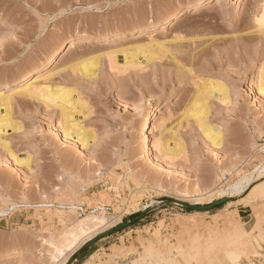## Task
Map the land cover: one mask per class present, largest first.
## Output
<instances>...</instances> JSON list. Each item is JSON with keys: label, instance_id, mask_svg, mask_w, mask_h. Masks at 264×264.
Wrapping results in <instances>:
<instances>
[{"label": "rangeland", "instance_id": "1", "mask_svg": "<svg viewBox=\"0 0 264 264\" xmlns=\"http://www.w3.org/2000/svg\"><path fill=\"white\" fill-rule=\"evenodd\" d=\"M197 1L203 3L195 8ZM204 1L0 0V92L68 39L74 47L68 44L38 74L50 76L51 86L79 93L85 117H74L93 136L87 147L74 137L64 142L57 109L14 98L10 115L18 126L6 129L7 144L0 147V264H56L52 255L62 233L88 214L127 224L109 233L97 229L83 252L68 254L66 264H203L194 257L198 247L188 258L183 248L212 232L226 234L223 242H230L242 264H264V174L251 183L259 186L254 192L216 195L264 158V97L257 92L264 40L253 22L261 0ZM178 9L179 16L162 26L164 16ZM176 34L180 44L172 41ZM148 35L171 40L168 48L179 47L183 57L204 53L192 78L166 58L146 65L140 56L147 67L139 70L122 66L118 53V69L110 66L104 53L142 44ZM80 37L96 41L77 42ZM96 57L95 73L85 76L80 61ZM207 79L223 83L229 93L227 102L213 98L208 104L206 121L221 132L219 146L208 142L192 118L182 117L196 94L195 81ZM140 114L155 133L150 142L162 123V140L171 147L183 143V152L159 159L151 147L144 155ZM174 199L219 203L202 211ZM59 202L66 222L58 216ZM70 204L76 212H68ZM146 242L162 250L158 258L145 257ZM113 248L122 251L113 254ZM216 255L227 263L222 250Z\"/></svg>", "mask_w": 264, "mask_h": 264}, {"label": "bare ground", "instance_id": "2", "mask_svg": "<svg viewBox=\"0 0 264 264\" xmlns=\"http://www.w3.org/2000/svg\"><path fill=\"white\" fill-rule=\"evenodd\" d=\"M202 3L203 2L201 1H197L195 2V4H192V5L196 8ZM259 4H260V10H259L260 14L256 13V16L253 17L254 19L253 22L256 23V28H257V30H255L254 28V30L256 31V33H259L260 37L264 40V0H261ZM180 12H181V9H178L176 12L167 14L166 16H164L163 18L164 21H163V24L161 25L164 26L165 24L170 23V21H172L174 18L179 16ZM2 18L3 16L0 14V19ZM137 33L138 35L136 37H139V36L142 37L143 35H145V34H139L143 32H137ZM246 34L245 36L249 35V34L248 35ZM173 35L171 36L172 41H177V43L178 41H182V38L180 36H177L176 34L173 37ZM251 36L252 34L246 38H250ZM118 38H114V36H112V40H115V39L117 40ZM93 40L95 39L91 37H86V38L80 37V40H78L77 42H90ZM105 41H106V38H105ZM169 41L171 40H159L153 35H148L147 41L142 44H137V45H134L133 47H130V46L126 48L121 47V49L116 48V50L108 49L110 51L104 54L106 55V57H108V63L110 64V66L111 67L115 66L114 68H116V64H118V61L116 62L115 58L119 53L120 55H123L122 57L123 65L122 63L121 64L119 63V66L122 65L126 68L137 67L139 70H142L145 68V66L148 63L154 60H161L162 58H166L178 70L191 74V71H192L191 69L193 65L204 53L196 52L193 54H188L185 57H183L182 55L178 54L180 52L179 47L178 48L173 47L175 50H172L173 48L172 49L168 48L169 47L168 45L170 43ZM173 43L176 44V42H173ZM68 44H70L69 47H74L72 41L68 39L60 40L57 44H55L54 46L50 48V50L48 51L49 54L42 60V62H40V64L34 66L31 70H28L24 74L20 82H18L15 85L5 88L6 90L4 92H0V107H2L3 108L2 110L4 111L3 115H0V147L6 146L7 144L6 142H4V140H2L3 139L2 136L6 132V129L9 127H11L12 129H16L18 126V124L13 122V120L11 119V115H10L12 111L11 109H13L12 107L15 104L14 98L16 96H19L22 98H29L37 102L39 101L38 103L41 102L42 104L45 105L46 108H53V110L57 109L59 111V116H60L58 129L63 134L64 140H66L64 142L68 143L69 142L68 139L72 140V138L74 137L75 140L78 141L82 147H87L89 140L93 139V136L91 137V133L82 127L81 121H79L78 118L75 119L74 117L75 114H80L82 117H85V113L83 112V110H85L83 105L85 104H82L83 99L81 103V98H80L81 96L78 95L79 93L75 94L74 88H73L74 90H72V88H70L71 90H68L64 86L62 87L59 85L51 86L49 82L50 76L44 77L41 74H38L50 62L54 61L56 57L58 56V54H60V52L64 48H66ZM178 44H180V42ZM140 56L144 59L146 65L141 66L142 62L139 61ZM92 58H87L83 61L81 60L80 61L81 63H79L80 66L77 64L80 67V71L85 76L93 75L97 69L98 57L94 59ZM192 76L193 75L191 74V78ZM196 79H193V80H196ZM29 80H32V81L29 82ZM195 82L196 84L198 83L196 94L194 93L195 94L194 99L191 105L186 109V112H184L182 117L184 116V117L192 118L195 121V123L201 128L208 142L212 146H219L221 142V132L214 126L210 125L208 121H206V118L208 116L207 114L210 109L208 108L209 106L208 104H209V101L212 100L213 98H216V100L220 102H227L229 99L228 89L226 85H224L223 83L219 81L211 80V79L199 80V82L197 81ZM257 92L262 97H264V71L261 72V75L259 77V84H258ZM72 93L75 94L74 95L75 97L73 96ZM137 121L143 126V130H144V138H143V143H142V151L144 155H147L149 153V150L151 147L154 148L156 156L159 159L167 158L171 160V159H174V157H177L179 154H181V152H183V146H182L183 143L180 144L181 142L178 143L174 141L173 142L174 144L171 147L169 146V142L167 143V141L165 142V140H162L163 139L162 136L164 132L162 125H161L162 123H159L157 126H155V129L157 130V134L153 138V142H150V135H153L154 131L152 132L147 126L144 115L140 114L138 116ZM263 174H264V158L260 166L256 167L254 171H250V172H246L241 175H238L239 177L238 178L236 177L237 180L235 182L229 184L226 189L219 188L216 191V195L218 196L223 195V194L225 195V193L227 192H228V196L240 195V194H243L245 191H248L250 188H251V191L254 192L255 191L254 189L257 190L259 186L258 187L257 185L253 186L251 183L253 182L255 177H258ZM72 191H70V193L74 194V192ZM198 201L196 200V202L194 203L195 204L199 203ZM59 204H60L59 209L61 210H58L59 212L58 216L60 219L62 218L61 219L62 222H66L65 221L66 217L64 219L62 216V214L66 212V210L63 206H61L62 203L59 202ZM131 204H136V203L131 202ZM76 208L77 207H75L74 205H71L68 208L70 209L68 212L73 213L75 211L74 209ZM132 209L133 211H136V206L133 205ZM108 222H107V218L103 214H100V215L88 214L84 218L78 220L74 226H71L70 228H68L67 226L66 228H68V230L67 229L66 231L63 230L65 232L62 233L61 242H58V244L55 246L54 253L52 255L53 261L56 264H66L68 261V254L75 253L87 241L93 239V237H95V235L99 233L97 229L103 228L102 231H105L106 229H109L115 226V224L119 222V219H117L116 222L115 221L113 222L111 221L109 223ZM224 235L226 234L212 232L204 236L202 235L199 239H197V241L190 242V245H188L186 248H183L188 251L187 258L189 257V255L190 256L193 255V253L192 252L190 253V251H193V249L195 250V248L197 249L198 247L199 249L196 250L197 253L195 252L197 255L196 256L194 255V257L196 258L197 256H199L198 258L199 260L203 262V264L204 263L205 264H222L219 261V259H217V255H216V252L219 250H222L225 253V258L227 262L226 264H242L240 262L241 259L239 258L240 254L236 255L232 252L231 246L229 245L230 242H223L224 239L227 238ZM142 245L144 246V250H143L144 255L149 260L154 258L156 255L158 258V255L161 254L162 250L154 249L153 245H151L150 242L142 243ZM227 245H229L230 247ZM120 250L121 248L112 249L113 254L121 253ZM183 254H184V250H179L177 253L179 257H183L184 259L185 257Z\"/></svg>", "mask_w": 264, "mask_h": 264}, {"label": "water", "instance_id": "3", "mask_svg": "<svg viewBox=\"0 0 264 264\" xmlns=\"http://www.w3.org/2000/svg\"><path fill=\"white\" fill-rule=\"evenodd\" d=\"M174 201L180 203L181 205L187 206V207H189L190 209H194V210H202V211H203V210H208V209L212 208L213 206H215L216 204L219 203V201H215V202H212V203H210V204H208V205H203V206H201V205H196V204H190V203H188V202H186V201H182V200H179V199H174ZM126 224H127V223H119L118 225H115V226L111 227L110 229H107L106 231H104V232H102V233H100V234L113 232V231H115V230H117V229L122 228V227H123L124 225H126Z\"/></svg>", "mask_w": 264, "mask_h": 264}, {"label": "trees", "instance_id": "4", "mask_svg": "<svg viewBox=\"0 0 264 264\" xmlns=\"http://www.w3.org/2000/svg\"><path fill=\"white\" fill-rule=\"evenodd\" d=\"M83 250H85V246H82L78 251H77V255L76 256H78V254H80L81 252H83ZM76 256L74 257V259H76Z\"/></svg>", "mask_w": 264, "mask_h": 264}]
</instances>
